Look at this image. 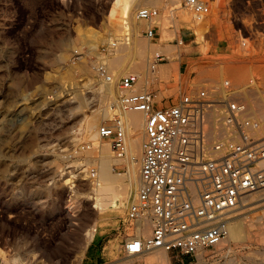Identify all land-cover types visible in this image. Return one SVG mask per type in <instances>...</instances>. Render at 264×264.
Wrapping results in <instances>:
<instances>
[{
	"label": "rangeland",
	"instance_id": "374dc122",
	"mask_svg": "<svg viewBox=\"0 0 264 264\" xmlns=\"http://www.w3.org/2000/svg\"><path fill=\"white\" fill-rule=\"evenodd\" d=\"M114 1L0 0V249L5 252L0 264H180V256L159 248L124 253L123 242L133 232L125 213L136 185L118 210L99 213L88 197L92 134L115 118L118 82L129 72L149 80L138 81L136 89L153 90L159 106L202 87L219 94L226 79L233 87L252 80L250 104L259 122L254 128L264 136V0H204L201 19L181 0H136L135 14L146 4L157 15L135 16L134 35L125 22L109 18ZM148 26L155 29L151 39L145 35ZM133 41L144 44L145 62L137 45L130 46ZM158 53L163 59L151 69ZM136 61L141 62L137 71ZM210 121L212 143L222 131ZM98 137L111 146L110 138ZM111 155L119 159L112 163L113 173L123 176L127 153L117 157L112 149ZM68 203L73 211L65 209ZM261 209L241 212L251 219L230 253L224 255L228 244L223 243L203 254L217 255L220 264H264V219L252 220ZM92 226L95 236L84 248ZM188 258L183 257L185 264Z\"/></svg>",
	"mask_w": 264,
	"mask_h": 264
},
{
	"label": "built area",
	"instance_id": "2783aa9c",
	"mask_svg": "<svg viewBox=\"0 0 264 264\" xmlns=\"http://www.w3.org/2000/svg\"><path fill=\"white\" fill-rule=\"evenodd\" d=\"M181 2L196 19L207 10L204 0ZM156 15V9L143 7L136 19ZM145 35L153 38L155 29L148 26ZM162 59L155 54L150 68ZM97 70L107 74L105 65ZM138 79L135 72L120 77L116 116L99 127V136L110 138L117 157H124L127 142L121 113L136 110L144 116L139 182L125 213L133 232L123 242V251L130 256L161 248L174 257H196L198 251L213 249L224 240L241 212L264 207V136L253 133L259 122L249 97L254 85L249 80L233 87L226 79L219 94L202 87L183 94L175 104L159 106L153 90L136 89ZM210 120L222 131L212 143L205 129ZM143 220L150 222L147 237L134 229ZM216 257L205 256L200 264H220Z\"/></svg>",
	"mask_w": 264,
	"mask_h": 264
},
{
	"label": "bare ground",
	"instance_id": "6f19581e",
	"mask_svg": "<svg viewBox=\"0 0 264 264\" xmlns=\"http://www.w3.org/2000/svg\"><path fill=\"white\" fill-rule=\"evenodd\" d=\"M145 1L143 3H146ZM151 2L152 1H150L149 3H151ZM135 4H136V0H132V1L131 0H115L110 7L109 15H108L109 18H112V17L116 18L117 17L118 19L122 20L123 23L125 22L126 28L128 29V27H130L129 30H131V34H133V35L135 33L134 29H136L134 27V24H135L134 17L136 16V14L133 11ZM143 6L147 7L146 4H144ZM126 38H128V37H126ZM134 38H135V36H134ZM123 45L125 46V44H123ZM136 45H137V49H136L137 56L139 54V56H141L140 58L144 60L145 59L144 58V55H145L144 54V51H145L144 44H142V42H137V41L136 42L133 41L132 44L130 43V46L136 47ZM126 46H127V43H126ZM134 52H135V50H134ZM113 61H115V60H113ZM119 61H120V59H117L115 61L116 66L121 64ZM141 62H142V60H141ZM141 62L134 63V65L132 67H134L136 69V71L140 70ZM144 62H145V60H144ZM131 64H132V61H131ZM150 67H151V65H150ZM132 70H134V69L132 68ZM163 73L167 74L168 69L163 70ZM139 78L140 79L138 81L144 82V84L149 83V80L144 79L143 75H139ZM108 79H110V78L108 77ZM125 112L126 113L124 115V118H125V122H126V130L128 129V133L131 136L129 139V143L126 140V142H127V158H128L127 159V162H128L127 163L128 164L127 172L125 174H123V176H120V177L113 173L112 163L116 162L119 159H116L115 157H113L111 155L112 147L108 143H100L97 140V137L99 135V129H98V131H95L92 134L94 148L92 147L93 149L87 151V153H86V156H87V154H93V158L91 160L87 159L88 160L87 164H90L91 169H93V171H94L93 175L90 174V176H89L90 177V184H91L90 185L91 186V189H90L91 195L88 197L92 199V202L94 203V207L96 208V211H98L99 213H105L109 210L120 209L121 206H123L122 200H124L126 202L127 199L129 198V196L133 193V191H135L134 190L135 185H136V187H138L137 182H139V181L137 179L136 170H137V168L140 167V160H141V155H142V143H143V140L141 138V129L144 126V122H143V119L141 118L142 112L136 111V110H129V111H125ZM210 123H211V121H210ZM205 129H206V137L210 139V137L213 135L215 130L213 128H211V125L209 124V122H207V126ZM124 131H125V126H124ZM217 132H218V130H217ZM219 132L215 135L217 136L219 134ZM253 133H254V135L260 137L262 134V130H261V128L256 127V128H254ZM90 173H91V170H90ZM124 179H126L128 182H124ZM124 206H125V204H124ZM74 208L75 207H74V205H72V203H68L65 209H67L68 211H73ZM261 210H262V213H260V214H254V212H253L252 220L254 219L256 221V220L264 219V213H263L264 210L263 209H261ZM241 214H243V213H241ZM241 214L239 216L233 218V220L230 224V227H229L228 236L216 245L217 247H220L223 243L228 244V248H227L226 253L224 255L230 253V250H232V248H231L232 241L244 238V236H245V220L247 217H250V219H251V216L246 215V214L245 215H241ZM134 229L137 232V234L140 235L141 237H147V235H150V222L148 220H143V221L139 222L138 224L134 225ZM95 231L96 230L93 228V226L91 228L86 229V232L84 234V245H83L84 248L94 238ZM131 237H132V235L129 236L127 239H129ZM156 249H158V248H156ZM159 249L161 250V248H159ZM203 252L204 251H202V250L198 251L197 257L198 258L200 257L201 259H203L206 256V254H203ZM0 257L2 259H5V252L2 249H0ZM159 258H161L163 261V259H165L166 256H165V254H162V255H160Z\"/></svg>",
	"mask_w": 264,
	"mask_h": 264
},
{
	"label": "crops",
	"instance_id": "0c3cea01",
	"mask_svg": "<svg viewBox=\"0 0 264 264\" xmlns=\"http://www.w3.org/2000/svg\"><path fill=\"white\" fill-rule=\"evenodd\" d=\"M217 256V255H216ZM184 257V256H183ZM183 257H181L180 258V264H185V261H184V259H183ZM91 259H90V263H91ZM187 262H189V264H200V259L196 256V257H191V260H189V258H188V261Z\"/></svg>",
	"mask_w": 264,
	"mask_h": 264
}]
</instances>
